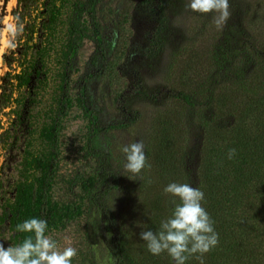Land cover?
<instances>
[{
	"label": "trees",
	"instance_id": "1",
	"mask_svg": "<svg viewBox=\"0 0 264 264\" xmlns=\"http://www.w3.org/2000/svg\"><path fill=\"white\" fill-rule=\"evenodd\" d=\"M17 1L14 16L19 22L41 7L48 29L70 2V38L56 107L41 132L47 150L33 154L28 139L20 178L12 183L5 166L0 172V240L8 234L9 246L20 244L30 234L16 232V225L29 218L47 220L49 232L82 214L80 204H60L51 192L58 172L59 136L73 103L71 76L78 68L80 48L90 41L94 51L78 85V104L88 118L85 157L91 173L79 182L87 212L98 213L108 233L105 245L111 264H175L167 252L152 255L139 235L158 232L161 221L181 203L164 193L172 182L190 184L205 194L202 205L214 221L219 243L204 254L203 264H264V0H229L230 16L220 28L214 23L215 13L189 9L184 34H173L169 11L184 7L185 0L135 3L131 16H140L148 27L137 45L138 62L129 68L128 60L118 66L133 77L116 97L122 118L109 124L101 122L90 90L118 51L117 41L107 39L101 23L105 0ZM168 44L172 49L162 80L149 86L141 68L155 64ZM15 79L21 85L27 76L23 71ZM2 89L0 106L11 107L13 92L6 100ZM142 103H149L152 112L143 140L151 169H145L141 179L125 171V154L114 153L111 134L135 124L142 116ZM193 128L202 137L198 149L191 145ZM230 149L236 150L232 159ZM11 184L13 197L7 190ZM112 194L118 195L114 207L108 202ZM198 255L186 264H201Z\"/></svg>",
	"mask_w": 264,
	"mask_h": 264
},
{
	"label": "rangeland",
	"instance_id": "2",
	"mask_svg": "<svg viewBox=\"0 0 264 264\" xmlns=\"http://www.w3.org/2000/svg\"><path fill=\"white\" fill-rule=\"evenodd\" d=\"M42 1L39 0L40 3ZM138 1L105 0L100 14L107 39L117 41L115 47L118 48L117 52L114 48L116 54L111 56L106 72L94 79L90 85L94 106L99 110L103 124L113 123L122 118L116 108V97L132 81V73L123 74L118 70V66L128 60L129 68L139 60L136 54L137 45L142 44L148 25L140 16H131L133 5ZM17 2V0H0V101L2 88L6 92L4 98L6 100L13 92L11 107L3 109L0 106V172L5 166V173L9 175L12 183L20 178L28 139L32 140L30 147L33 154L47 150L41 132L51 121L50 115L56 107L62 86L64 52L70 38L71 11V3L68 2L63 7L57 22L48 29L45 27L47 20L44 11L39 7L24 20L23 33L12 40L7 29L8 25L15 21L14 10L17 8ZM187 3L188 0H185V4L181 5L184 7L169 11L173 34H184L188 27L190 12L186 7ZM126 5L129 8L125 9ZM257 9L259 11V5ZM124 10H128L130 15L126 13L123 17L121 13ZM31 26L34 28L33 32ZM10 41L15 47L9 46ZM171 49L172 45L168 44L155 64L141 68L147 85H158L161 82ZM93 51L92 42L86 41L82 45L77 56L78 68L71 76L69 92L73 103L63 120V128L59 136V165L51 192L54 201L73 206L80 204L82 210V214L74 220L48 232L61 249L68 246L69 242L71 246L77 248L78 256L73 259L72 264H111L105 245L108 233L98 213L87 212L86 198L83 196L79 182L81 177L85 178L91 173V167L88 158L85 157L88 118L78 104V85L86 72ZM23 71L27 81L17 85L18 80L15 77ZM138 107L142 113L141 118L132 126L116 130L111 134V146L115 154H123L122 145L144 140L152 106L149 103H142ZM201 140L200 130L193 128L191 145L198 149ZM192 167L195 169L196 164H192ZM7 190L8 195L13 197L12 184L7 186ZM108 202L113 207L117 205L118 195L112 194ZM7 238L8 234L2 239L6 247L9 246Z\"/></svg>",
	"mask_w": 264,
	"mask_h": 264
},
{
	"label": "clouds",
	"instance_id": "3",
	"mask_svg": "<svg viewBox=\"0 0 264 264\" xmlns=\"http://www.w3.org/2000/svg\"><path fill=\"white\" fill-rule=\"evenodd\" d=\"M188 9L195 13H215V25L222 27L230 16L229 0H188ZM16 17L8 25V32L12 40L23 33L24 24ZM18 23V27H17ZM10 47H15L12 41ZM121 151L125 154L124 169L134 176H141L145 169H151L145 154V145L142 141L122 145ZM236 154L230 149L228 158ZM165 194L178 197L181 203L175 204L171 217L162 220L160 230L141 231L140 239L147 244L148 251L155 256L164 252L175 261V264H186V261L196 255L203 264L204 254L210 252L219 243V234L214 229V221L202 205L205 194L199 188L190 184L172 182L164 188ZM16 232L29 233L20 244L5 247L0 240V264H72L78 256L77 248L68 246L61 249L56 240L48 234V222L45 219L29 218L16 225Z\"/></svg>",
	"mask_w": 264,
	"mask_h": 264
}]
</instances>
